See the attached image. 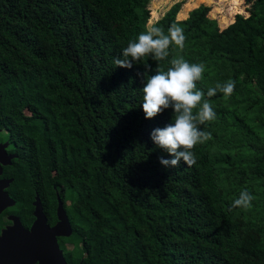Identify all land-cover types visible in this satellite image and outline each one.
Segmentation results:
<instances>
[{
  "label": "trees",
  "instance_id": "16d2710c",
  "mask_svg": "<svg viewBox=\"0 0 264 264\" xmlns=\"http://www.w3.org/2000/svg\"><path fill=\"white\" fill-rule=\"evenodd\" d=\"M246 1L222 29L204 3L149 24L150 0H0V127L17 153L3 175L26 222L37 195L55 221L61 197L75 263L264 264V0ZM173 26L183 48L115 66L141 32ZM179 57L205 65L197 88L216 117L196 163L165 168L150 134L175 113L145 118L137 72ZM229 81L230 96H207ZM245 189L250 206L233 208Z\"/></svg>",
  "mask_w": 264,
  "mask_h": 264
},
{
  "label": "clouds",
  "instance_id": "9594fccd",
  "mask_svg": "<svg viewBox=\"0 0 264 264\" xmlns=\"http://www.w3.org/2000/svg\"><path fill=\"white\" fill-rule=\"evenodd\" d=\"M182 30L173 26L165 34L160 27H151L141 32L135 40L129 41L122 51L123 58L114 60L116 67L133 68L144 57L152 60H165L169 55L171 45L180 48L184 46ZM167 70H156L152 75H146L150 65L145 66V72H137L143 84L142 108L146 119L156 117L167 109L175 113L172 122L163 128H155L150 134L153 143L165 150L170 158L161 157L160 163L165 168H176L182 163L191 166L196 163L195 145L210 139L200 125L212 121L216 111L203 100L205 93L197 88V82L202 80L205 72L203 63H190L183 57L173 58ZM235 89L232 81L217 83L207 90V96L212 97L217 91L230 96ZM194 109L197 111L194 112ZM253 200L248 190H242L239 197L232 202V207L247 208Z\"/></svg>",
  "mask_w": 264,
  "mask_h": 264
},
{
  "label": "water",
  "instance_id": "95a60500",
  "mask_svg": "<svg viewBox=\"0 0 264 264\" xmlns=\"http://www.w3.org/2000/svg\"><path fill=\"white\" fill-rule=\"evenodd\" d=\"M0 130H2L0 128ZM9 143L1 145L0 153V174L3 173L4 166L12 163V158L17 157V154L11 155L5 158L3 154L6 152L5 148ZM13 179H10L12 181ZM2 193H1V207H4L6 197H9L8 193L4 191V187L8 184L1 182ZM59 204L57 208V215L59 222L54 227L47 226L46 217L42 212V204L39 195L35 201L37 219L34 222L32 230H26L22 227V222L18 219L11 229L3 231L0 236V261H9L16 264H32L36 261H40L41 264H48L50 261L46 256H55V261L58 264H68L63 252L59 249L56 235H72L73 227L70 223L69 216L64 207V202L61 197L58 196ZM14 203V202H13ZM18 225V226H17ZM46 225V227H44ZM50 234L46 237L41 235V231L48 229ZM46 238V241L43 239ZM47 247L51 252L45 253L42 248Z\"/></svg>",
  "mask_w": 264,
  "mask_h": 264
},
{
  "label": "flooded vegetation",
  "instance_id": "af4514ba",
  "mask_svg": "<svg viewBox=\"0 0 264 264\" xmlns=\"http://www.w3.org/2000/svg\"><path fill=\"white\" fill-rule=\"evenodd\" d=\"M1 129L2 130H0V153H1V145L8 142L9 145L5 148L6 152L3 154V156L5 158H8L9 156L17 154V153L12 150L10 140H8L7 138H5V136L2 135V133L4 132V129L3 128H1ZM13 159L14 158H12V161H13ZM3 172H4V170H3ZM10 179L14 180V178L5 176V175H3V173L0 174V182L3 180L5 185L9 183L8 186L6 185L4 187V191L7 192L9 195V197H6L4 207H1V205H2V201H1L2 185L0 183V236L3 234V231H5L7 229H11V227L15 224V221L18 219L22 222V227L24 229L30 231V230H32V227L34 225L35 220L37 219V215L35 213L36 212L35 201L37 199V196H36V199L33 201L34 209L31 211V218L32 219H31V221L26 222L23 220V217L21 215L22 212H19V210H18L16 198L13 196V194L10 191V187H11V184L13 182V180L9 182ZM41 204H42L43 215H45V217H46L47 226L54 227L59 222V217L57 215V209H56V220L50 221V218L48 216L47 211H45V208H44L42 201H41ZM64 207H65V205H64ZM67 214H68V212H67ZM68 216H69V214H68ZM69 220H70V218H69ZM70 223L72 225L71 220H70ZM44 227H46V225ZM40 233L43 237L51 235L49 228L41 231ZM71 236L72 235H70V236H68V235H56L57 243H58L59 249L63 252V255H64L67 263L68 264H77V263H75L76 259L71 255V253L76 250L75 244L71 240L68 239ZM43 241H46V238L43 239ZM41 251H43L45 253L51 252V250L48 249L47 247L42 248ZM46 257L50 260L48 262V264H58L55 261V259L57 258V255H55V256L47 255ZM0 264H16V263H12L9 261H0ZM32 264H41V263L38 260ZM80 264H82V263L80 262Z\"/></svg>",
  "mask_w": 264,
  "mask_h": 264
},
{
  "label": "rangeland",
  "instance_id": "374dc122",
  "mask_svg": "<svg viewBox=\"0 0 264 264\" xmlns=\"http://www.w3.org/2000/svg\"><path fill=\"white\" fill-rule=\"evenodd\" d=\"M185 2V12L179 18H186L192 9L197 8L201 4L212 6L210 16L217 18L222 29L226 28L231 21L235 19L236 14L242 13L249 15L252 3L246 0H150V18L148 23L152 24L159 20L176 2ZM3 136L8 137L7 131L4 130Z\"/></svg>",
  "mask_w": 264,
  "mask_h": 264
}]
</instances>
